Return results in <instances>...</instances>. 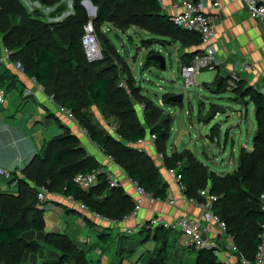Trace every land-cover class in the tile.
<instances>
[{
  "label": "trees",
  "instance_id": "16d2710c",
  "mask_svg": "<svg viewBox=\"0 0 264 264\" xmlns=\"http://www.w3.org/2000/svg\"><path fill=\"white\" fill-rule=\"evenodd\" d=\"M44 6H54L62 0H33ZM73 0L74 13L64 20L44 21L27 11L20 0H0V57L4 49L12 51L8 63L0 62V88L5 94L18 87V79L7 66L19 63L28 78H36L43 92L53 97L55 105L69 109L78 124L96 142L106 156L137 181L153 197L165 200L168 183L161 174L157 158L133 145L139 139L156 135L157 153L164 155V166L176 168L181 163V183L187 197L200 199L199 191L207 189L218 197L214 212L224 220L228 232L234 236L238 251L254 262L260 234L264 224L261 195L264 192V93L246 87L255 108L257 130L253 136V148L243 147L237 168L221 175L209 170L188 149L166 152L173 118L135 87L126 62L108 34L101 29L104 23L113 22L117 13L125 15L122 25H134L153 35L171 38L182 48L181 64L189 63L201 50L200 36L177 27L170 16L163 12L158 0H90L96 6L92 19L103 50V58L89 61L82 45L84 25L89 21L81 5ZM56 13H51L55 17ZM144 63L148 69L159 64L151 59ZM124 86H120L121 83ZM225 81L217 86V92ZM244 83L242 79L239 85ZM163 103L175 106L171 97L163 95ZM144 104L143 112L139 105ZM94 105L104 112L108 123L115 125L122 139L101 128L88 113ZM55 117L54 115H52ZM56 118V117H55ZM58 122V121H57ZM100 170L99 183L83 190L74 183L79 173ZM17 180L13 191H0V264H21L26 253L52 246L60 251L59 260L40 264H93L83 249L66 235L46 233L42 242L27 239L28 231L43 230L44 208L37 195L40 187L50 193L73 196L84 202L90 210L112 220H123L134 209V202L119 187H111L101 164L81 145L80 139L68 128L46 141L41 153L36 155L20 174L12 172ZM151 230V229H150ZM155 237L172 232L156 228ZM107 237H111L108 234ZM128 237V236H127ZM193 249V248H192ZM196 251L195 249H193ZM123 247L117 250L118 261L123 258ZM201 264H219L210 251L200 250ZM165 245L149 264H165Z\"/></svg>",
  "mask_w": 264,
  "mask_h": 264
},
{
  "label": "crops",
  "instance_id": "0c3cea01",
  "mask_svg": "<svg viewBox=\"0 0 264 264\" xmlns=\"http://www.w3.org/2000/svg\"><path fill=\"white\" fill-rule=\"evenodd\" d=\"M20 1L26 7L33 4L35 6L40 5L33 0ZM181 1L183 0H158L163 12L169 16L175 12L176 6ZM204 1L211 3L213 0ZM219 2L220 6L213 11L217 35V63L215 69L211 71L213 75L204 73L200 80H204V86L209 87L217 78H225L229 72L237 71L244 86L253 87L255 90L264 93V26L258 19L250 17L244 1L219 0ZM87 11L89 15H94L93 11L88 9ZM178 61L180 65L179 54ZM245 65H250L251 69L242 70ZM7 67L16 74L18 87L12 92H8L5 102L0 104V166L20 174L25 166L41 153L46 141L63 133L65 128H68L71 133L78 136L81 145L88 154L101 164L102 170L111 174L120 183V187L131 198V201L134 202L138 195L135 186L128 180L127 174L103 154L99 146L93 143L78 122L60 113L56 105L50 104L43 90L40 91L37 86L33 85L30 78L15 69L13 64H9ZM28 88L32 89L34 94L26 95L25 90ZM30 100L35 103L36 108L34 105H30ZM157 104L161 106L159 103ZM42 109L48 113H43ZM48 117H53L58 121V128L62 129L61 131L58 129V134L54 135L44 126V118ZM98 124L110 133L108 120L105 122L102 115L98 119ZM141 149L151 156H157L156 146L149 142H146ZM157 162L163 178L168 183L167 199L154 202L145 199L136 215L131 212L118 225L108 227L79 206L68 204L66 196L49 192L47 200L41 204V207L44 208L43 230L28 231L24 236L29 240L36 239L42 242L46 233L66 234L78 247L75 241L79 237V233L90 228V231L95 230L97 232L99 240L89 243L84 238L83 242L88 247L83 248V250L93 264H149L163 244L167 255L165 264H201L199 253L190 247L187 238L184 240L182 237L184 235L181 233L172 231L166 236L160 234L156 238L154 230L143 227V224L156 215L173 219L184 214L196 217L207 224L211 222L207 212L193 202L192 198L187 197L174 178L167 173L166 167L158 158ZM15 189L9 188L8 181L0 176V191H14ZM172 199L175 200L174 204L169 203V200ZM127 228H131L135 232L130 238L125 235ZM108 234H111L110 238L107 237ZM183 242L187 244V247L181 249L179 245ZM119 247H123V258L118 261L117 250ZM89 250L97 254L98 257L95 260L91 258L94 254H90L89 257ZM54 257L57 258V255L52 253L46 258H49L50 261L48 262L52 263L56 262L53 260ZM36 258V260L32 259L29 264L47 262L43 256Z\"/></svg>",
  "mask_w": 264,
  "mask_h": 264
},
{
  "label": "rangeland",
  "instance_id": "374dc122",
  "mask_svg": "<svg viewBox=\"0 0 264 264\" xmlns=\"http://www.w3.org/2000/svg\"><path fill=\"white\" fill-rule=\"evenodd\" d=\"M83 1L88 0H82L81 5L86 11L88 18L94 19L95 16L89 15L86 7L83 6ZM87 4L92 7L90 3ZM26 9L28 12L33 13V15L40 16L46 22H50L49 19L53 18L51 17V13L53 12L56 13L53 21L64 20L68 15L74 13V2L73 0H62L54 6L33 5L26 7ZM125 17V15L117 13L113 16L114 21L104 23L101 29L109 35L126 62L134 79L135 87L141 89L142 95L155 101V103H159L164 113L172 116L171 133L166 141L167 154H171L173 151L181 152L184 149H188L209 170L221 175L233 172L237 168L242 147H245L247 150L253 148V136L257 130L254 104L251 96L247 94L246 87L238 84L236 89L229 90L226 87V83L225 85L223 83L220 88L221 92H217L218 78L209 87L204 86V80H200L204 73L213 75V72H211L213 70H207L197 74L196 86L186 89L184 87V80L181 78L178 70V54L181 55L182 52L180 43L174 42L171 38L158 37L134 25L125 24L124 30L117 28V26L123 24ZM96 36L103 57L98 33ZM156 53L163 55L165 68L152 65L148 69H145L142 63L146 62L148 56ZM231 72L225 77L224 81L230 76ZM1 89L4 90L2 87ZM176 94L183 95L182 103L173 101L176 104L175 106L161 103L163 102V95L171 97ZM29 102L31 103L30 105H34L36 108L32 100ZM211 105H218L225 109V112H219L209 122H204L201 120V117L207 114ZM42 112L48 113L44 109H42ZM88 113L97 123L100 115H102L105 122L107 120L104 116L105 113L98 110L94 105L88 108ZM44 119V126L50 132H53L54 135L58 134L60 129L55 118L48 117ZM130 237L128 236V238ZM182 237L184 240L186 239V237ZM84 238L89 243L99 240L97 232L95 230L90 231V228H88L87 231L79 233V237L75 241L80 249L88 247L83 242ZM179 247L181 249L186 248L187 244L183 242ZM42 250L26 253L21 264H29L32 259L36 260L38 256L49 257L52 253L57 255V258L54 257L55 259L53 260H59L60 251L55 247L44 246ZM88 252L89 257L91 256L90 254H94L91 257L94 260L98 257L95 252L91 250ZM46 259L47 262L44 263H49V258ZM66 264L74 263L70 261Z\"/></svg>",
  "mask_w": 264,
  "mask_h": 264
},
{
  "label": "built area",
  "instance_id": "2783aa9c",
  "mask_svg": "<svg viewBox=\"0 0 264 264\" xmlns=\"http://www.w3.org/2000/svg\"><path fill=\"white\" fill-rule=\"evenodd\" d=\"M246 3L249 15L253 19H258L264 26V0H242ZM39 3V2H38ZM40 4V3H39ZM34 5V4H33ZM33 5H27L31 7ZM41 5V4H40ZM38 5V6H40ZM220 6L219 0H213L211 3H206L204 0H183L176 6L175 12L170 15L171 21L180 29L195 32L201 39V50L197 52L189 63L179 65V73L184 80V87L196 86V76L198 73L204 70H214L217 59V47H216V31H215V15L214 9ZM55 18V17H54ZM54 18L49 19L50 22ZM57 21V20H55ZM82 45L85 50L86 57L89 61L101 60L102 51L98 43L96 31L92 22V18L84 25V34L82 36ZM12 51L5 48L3 55L0 57L1 63H8ZM15 69L23 72V69L19 63L14 64ZM251 69L250 65H245L242 70L248 71ZM33 85L37 86L40 91L42 87L36 78H30ZM241 80L240 74L237 71L230 73V76L226 78V87L229 90L236 89ZM120 86H124L121 83ZM26 95L34 94L32 89L25 90ZM6 99L4 90L0 88V104H3ZM50 104L55 105L53 97H48ZM57 106V105H56ZM58 111L65 114L70 119L77 122L74 114L63 106H57ZM145 109L144 104L139 105V110L143 112ZM110 133L117 139H122L121 135L117 133L115 125L109 124ZM157 137L154 134L149 135L147 138L139 139L133 145L141 148L146 142L155 146ZM98 146L96 142L93 141ZM158 160L164 165V155L157 153ZM108 158L114 162L113 158ZM181 163L177 164L176 168H167V173L174 178L179 187L183 190L184 186L181 183L182 173L180 172ZM100 170H92L86 173H79L74 178V183L83 190H89L99 183ZM0 176L6 181L10 182L14 179L11 170L0 166ZM108 183L111 187H119L120 183L109 173L106 172ZM128 180L135 186L138 197L134 201L133 215H136L141 209L145 199H149L151 202L163 201L153 197L148 193L139 183L132 178L128 177ZM17 180L9 184V188H15ZM49 192L47 188L41 187L38 191L39 203H44L47 200ZM200 199H191L201 209L207 212L210 224L203 222L202 220L188 215H179L173 219H168L162 215H156L151 217L147 223L143 224V227H147L154 230L158 227L176 231L181 233L187 238V241L191 248L196 251L205 250L210 251L214 257L217 258L219 264H264V224L262 226V232L260 234V242L257 247V251L254 257V262L247 260L246 257L238 251L235 244L234 236L228 232L227 224L214 212V205L218 201V197L215 194H211L207 189H201L199 191ZM167 199V198H166ZM262 205L264 210V192L261 195ZM66 201L72 206H79L81 209L89 212L93 218L98 219L108 225V227L116 226L120 223V220H112L107 216H103L97 212H93L88 206L77 200L73 196H66ZM170 204H174L175 200H169ZM213 226V227H212ZM141 227V228H143ZM134 230L131 228L125 229V235H134Z\"/></svg>",
  "mask_w": 264,
  "mask_h": 264
},
{
  "label": "water",
  "instance_id": "95a60500",
  "mask_svg": "<svg viewBox=\"0 0 264 264\" xmlns=\"http://www.w3.org/2000/svg\"><path fill=\"white\" fill-rule=\"evenodd\" d=\"M87 3H90L92 5L93 11H94V16H95V14H96V6H94L90 0L82 2L84 7H86ZM149 59L157 62L159 64L160 68H165V59H164L162 54H157V53L153 54V55H151L149 57ZM224 80H225L224 77H220L217 86H219ZM171 100L174 101V102L182 103L183 95L182 94L173 95V96H171ZM219 112L223 113V112H225V109L221 108L218 105H211L209 111L207 112L206 115L201 117V120L204 121V122H209Z\"/></svg>",
  "mask_w": 264,
  "mask_h": 264
},
{
  "label": "bare ground",
  "instance_id": "6f19581e",
  "mask_svg": "<svg viewBox=\"0 0 264 264\" xmlns=\"http://www.w3.org/2000/svg\"><path fill=\"white\" fill-rule=\"evenodd\" d=\"M86 8H87L89 11H92V10H93V8H92L90 5H88V4H86Z\"/></svg>",
  "mask_w": 264,
  "mask_h": 264
}]
</instances>
